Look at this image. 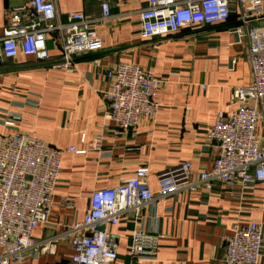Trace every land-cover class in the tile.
<instances>
[{
    "label": "crops",
    "instance_id": "obj_1",
    "mask_svg": "<svg viewBox=\"0 0 264 264\" xmlns=\"http://www.w3.org/2000/svg\"><path fill=\"white\" fill-rule=\"evenodd\" d=\"M28 1L0 0V36L4 11ZM101 2L108 3L111 16L93 24L90 31L101 49L75 57L71 73L59 66L58 43L52 40L47 41L48 59L43 63L30 56L0 57V135L10 132L1 124L5 113L19 111L12 103H22L26 93L40 95L37 109H23L18 130L62 152L48 222L33 231L37 240L80 222L94 191L116 187L139 167L148 169L147 182L155 196L157 176L167 169L189 162L192 180L209 171L218 149L206 134L218 112L237 108L231 90L250 83L249 45L264 44V0L248 14L246 38L238 39L234 33L241 23L233 4L224 25L186 29L146 41L139 38L138 22L147 0H55L61 15L83 13L90 18L99 16ZM119 64L134 66L160 81L158 112L127 132L118 131L105 117L100 95L109 86L107 72ZM261 113L255 134L264 138V98ZM70 147L84 153H68ZM235 222L260 225L262 248L257 264H264L262 183H238L232 188L216 185L209 191L186 189L154 200L137 220L130 213L122 216L108 228L116 243L114 264H227L224 242ZM136 227L159 237L157 260L137 262L127 256ZM70 256L62 238L53 254L42 255L31 264H70Z\"/></svg>",
    "mask_w": 264,
    "mask_h": 264
},
{
    "label": "built area",
    "instance_id": "obj_2",
    "mask_svg": "<svg viewBox=\"0 0 264 264\" xmlns=\"http://www.w3.org/2000/svg\"><path fill=\"white\" fill-rule=\"evenodd\" d=\"M260 0H147L139 12V38L143 41L170 37L186 29L211 27L228 22L230 7L239 11L241 25L234 30L238 39L246 38L249 13L255 12ZM111 16L107 2L100 3L97 18L83 13L61 15L55 0H29L4 11L0 36V57H33L43 63L48 59L47 41L58 43L60 67L71 73L74 58L100 51V42L91 26ZM56 37V38H55ZM251 80L248 86L231 90L234 111L218 112L206 134L216 145L218 156L209 171L191 178V164L183 162L157 176L158 193L153 195L149 171L139 167L133 175L113 188L94 191L80 222L67 226L51 238L37 240L33 231L46 224L52 206L53 191L58 183L62 152L38 138L18 130L23 109H37L40 95L25 94L22 103H12L19 111H7L1 124L8 129L0 135V264H31L40 256L53 254L62 238L71 251L70 264H114L116 243L108 228L118 224L126 214L137 220L141 210L157 199L172 197L186 189L212 190L216 185L232 188L264 184V138L255 134L262 118L264 98V44L254 43L247 49ZM109 86L101 92L105 117L118 131L127 132L144 118H153L160 108L156 94L160 81L150 73L128 64H119L106 74ZM68 153L83 154L70 147ZM158 236L133 228L127 256L132 260L155 261ZM260 225L234 223L224 242L227 264H257L261 256Z\"/></svg>",
    "mask_w": 264,
    "mask_h": 264
},
{
    "label": "trees",
    "instance_id": "obj_3",
    "mask_svg": "<svg viewBox=\"0 0 264 264\" xmlns=\"http://www.w3.org/2000/svg\"><path fill=\"white\" fill-rule=\"evenodd\" d=\"M229 19H230V16H229ZM226 24V23H225ZM222 25H224V24H222Z\"/></svg>",
    "mask_w": 264,
    "mask_h": 264
}]
</instances>
